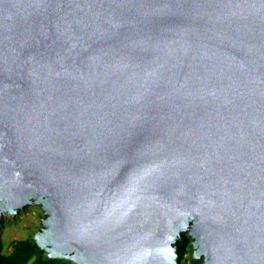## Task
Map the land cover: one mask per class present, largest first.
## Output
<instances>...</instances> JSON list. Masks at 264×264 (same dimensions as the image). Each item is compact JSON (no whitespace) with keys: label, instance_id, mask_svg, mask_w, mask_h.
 <instances>
[{"label":"water","instance_id":"1","mask_svg":"<svg viewBox=\"0 0 264 264\" xmlns=\"http://www.w3.org/2000/svg\"><path fill=\"white\" fill-rule=\"evenodd\" d=\"M31 203L51 258L264 264V0H0V217Z\"/></svg>","mask_w":264,"mask_h":264},{"label":"trees","instance_id":"2","mask_svg":"<svg viewBox=\"0 0 264 264\" xmlns=\"http://www.w3.org/2000/svg\"><path fill=\"white\" fill-rule=\"evenodd\" d=\"M190 239L186 233L181 234V238L176 242V251L178 253V264H189L186 261L184 253L186 245ZM191 262H199L190 255ZM0 264H75L65 258H51L41 249L33 236L14 239L10 242V249L5 250L0 240Z\"/></svg>","mask_w":264,"mask_h":264},{"label":"rangeland","instance_id":"3","mask_svg":"<svg viewBox=\"0 0 264 264\" xmlns=\"http://www.w3.org/2000/svg\"><path fill=\"white\" fill-rule=\"evenodd\" d=\"M42 217H44L43 210L40 205L35 203L27 204L13 214L2 212L0 217V240L4 249H10V242L14 239L33 236L42 227ZM185 233L188 235L187 232ZM187 242L184 256L186 261L190 263L189 259L192 255L191 237Z\"/></svg>","mask_w":264,"mask_h":264}]
</instances>
